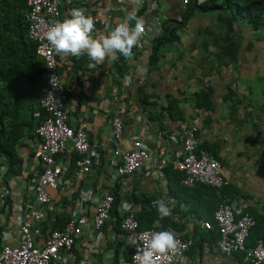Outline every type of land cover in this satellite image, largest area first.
<instances>
[{"label":"crops","instance_id":"crops-1","mask_svg":"<svg viewBox=\"0 0 264 264\" xmlns=\"http://www.w3.org/2000/svg\"><path fill=\"white\" fill-rule=\"evenodd\" d=\"M75 1L61 0L59 20L69 16ZM84 5L86 14L96 21V37L106 34V25L114 27L137 8V16L145 23L156 16L171 31V37L158 44L155 64H148L151 42L134 51L131 59H124L122 73L109 59L89 68L87 55L77 58L54 51L57 74L67 90V124L85 131L100 157L92 162L88 175L78 178L72 176V150L68 148L59 158L66 171L58 189L49 192L50 205L39 226L63 228L71 218L78 221L91 215L98 198L108 191L117 201V211L124 203L135 205L143 226L174 228L190 240L188 264H247L240 254L224 257L199 238L198 223L212 215L220 195L200 186H180L181 174L172 169V161L181 152L185 128L195 125L198 144L220 165L227 182L222 191L229 195L225 200L259 218L258 233L264 234V11L262 24L254 28L247 20L251 0H192L185 8L178 0H142L139 5L136 0H85ZM128 65L134 66L131 72ZM206 88L210 90V108H196L194 97ZM167 99L177 101L182 119L167 115ZM115 117L122 123L121 148L128 149L139 140L149 151L141 170L119 179H112L118 161L110 128ZM29 134L17 144L21 159L18 174H1L0 187L8 184L12 199L32 204L24 188L39 168L33 157L37 140L34 132ZM161 159L167 162V170L152 175ZM158 198L166 199L171 217L159 219L151 206ZM10 202L6 199L0 207V248L4 239L15 243ZM86 242L85 238L76 241L63 264H76ZM119 244L117 256L124 251L125 238L106 226L97 254L85 258V264H112Z\"/></svg>","mask_w":264,"mask_h":264},{"label":"built area","instance_id":"built-area-1","mask_svg":"<svg viewBox=\"0 0 264 264\" xmlns=\"http://www.w3.org/2000/svg\"><path fill=\"white\" fill-rule=\"evenodd\" d=\"M178 1L183 8L192 2V0ZM60 2L61 0H24L23 20L26 38L34 45V55L43 67L42 84L38 86L36 93V101L43 113V118L34 129L37 147L33 154L39 171L36 176L27 181L24 188L32 204L22 199H12L13 194L8 184L0 187V207L5 206L6 199L12 201L9 207V221L15 226V243L10 244L4 239L0 248V264H63L74 243L82 238L87 239V242L76 264H85V258L97 254L102 241V231L111 222L109 213L113 204V196L111 192L106 191L96 201L91 215H83L78 221L71 218L65 222L62 229L40 227L50 205L49 192L58 189L62 174L66 171V167L59 158L68 148L75 153L76 157L70 164L72 176L78 178L88 175L92 162L100 157L97 146L88 141L85 131L72 129L67 124V112L64 108L67 90L60 82L54 50L45 37L50 24L59 20ZM84 4L85 0H76L71 7L84 8ZM161 26L162 23L156 16L146 21V35L142 39L141 46L134 47V51H140L147 47L154 38H157L162 31ZM128 66L131 72L134 66ZM110 128L111 140L118 157L112 179L124 178L141 170L149 157L147 147L139 140H134L130 148H121L122 123L120 118H112ZM167 166L165 160H159L152 175H161ZM0 169H2L0 175L6 172L7 163L3 159H0ZM172 169L181 174L179 185L183 188L201 185L219 191L227 185L220 165L205 151L198 149L195 125L185 128L181 139V152L175 155ZM105 181H108L107 178ZM64 182L69 183L67 180ZM118 213L119 228L125 238L123 247H125L124 250H130V256L127 260L121 254L118 255L116 264H136V248L130 246L127 241L136 238L140 246H143L145 234L159 230L155 228L138 229L135 205L124 203L121 209H118ZM213 225L218 234L216 250L220 255L229 257L241 253L248 264H264V242L261 239H258L251 247L245 246L250 230L254 226V220L242 207L231 205L229 202L220 203L212 213V223L201 220L198 228L199 230H211ZM168 229L176 233L183 248L182 264H188L187 253L191 245L190 240L182 238L181 234L172 228ZM86 232H88L87 237H85ZM174 263L181 264V261L177 259L169 261L167 257L157 261V264Z\"/></svg>","mask_w":264,"mask_h":264},{"label":"trees","instance_id":"trees-1","mask_svg":"<svg viewBox=\"0 0 264 264\" xmlns=\"http://www.w3.org/2000/svg\"><path fill=\"white\" fill-rule=\"evenodd\" d=\"M251 5V9L247 11V20L255 28L262 24L264 0H251ZM251 10H253V13H251ZM23 12L24 0H0V159L7 163L5 177L18 174L19 166L21 165V159L16 153L18 141L25 135L30 137L29 133L34 132L35 127L43 118V113L38 108L36 101L37 88L42 84L43 67L34 55V45L26 38ZM161 27V34L152 40L153 45L148 60L149 65H153L157 61L156 51L160 41L167 36L171 37V31L167 30L164 24ZM132 51L134 52V48ZM124 59L123 56H120L118 60L114 61V66H116L118 72L122 73L126 69L122 67ZM209 97L210 90L208 88L199 91L194 97V106L208 110L211 105ZM142 101H144V98ZM176 103L175 99H167L164 111L167 112L168 116L182 119L181 114L176 109ZM198 149L208 153L201 144H198ZM71 152L69 153L70 163L76 157L75 153ZM166 168L163 169L164 173L167 170ZM199 186L203 189L217 192L221 198L220 203L228 202L224 197L229 195L222 193L223 190L225 191L226 186L219 191L206 186ZM221 194L224 195L223 198ZM116 203L117 201L113 200L109 213L111 219L110 230L115 234H122L119 228L120 216ZM252 218L254 226L245 242L246 247L253 246L258 239L264 242V234H259L257 228L261 220L255 216H252ZM136 220L139 230L149 228L141 224L138 215H136ZM205 220L212 223V215ZM61 228L53 225L50 229L57 230ZM199 234V238L204 243H207L208 246L216 247L218 234L214 225L211 230H201ZM120 246V244L116 246L112 264H116L117 249ZM121 256L128 260L130 250L125 249L121 252ZM240 256L243 258L241 253Z\"/></svg>","mask_w":264,"mask_h":264},{"label":"clouds","instance_id":"clouds-1","mask_svg":"<svg viewBox=\"0 0 264 264\" xmlns=\"http://www.w3.org/2000/svg\"><path fill=\"white\" fill-rule=\"evenodd\" d=\"M136 3L139 5L142 0H136ZM86 11L83 8H73L68 17L50 24L45 37L51 48L63 56L79 58L87 55L89 68L103 64L106 59L116 61L120 56L131 59L133 48L141 46L146 35L144 20L136 14L138 8L114 27L106 25V34L99 37L93 35L96 21ZM49 96L52 97V94L49 93ZM151 206L161 220L172 215L165 198L153 200ZM127 243L136 248V264H157L164 257L169 261L180 260L182 264L183 248L171 229L145 234L143 246H140L136 238L129 239Z\"/></svg>","mask_w":264,"mask_h":264}]
</instances>
